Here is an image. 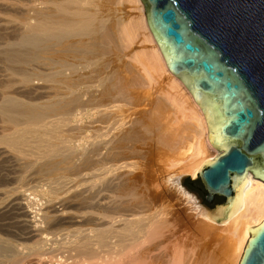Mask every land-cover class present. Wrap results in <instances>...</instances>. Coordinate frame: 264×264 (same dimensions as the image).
<instances>
[{
    "label": "bare ground",
    "instance_id": "bare-ground-1",
    "mask_svg": "<svg viewBox=\"0 0 264 264\" xmlns=\"http://www.w3.org/2000/svg\"><path fill=\"white\" fill-rule=\"evenodd\" d=\"M129 4L126 11L124 6ZM0 10L6 12H0V31L14 36L0 52L6 72L0 79L4 85L0 121L8 132L12 129L8 135L0 134L2 139L7 136L0 143V154L47 159L37 166L38 177L64 178L68 173L96 171L100 165L105 172L92 187L111 186L116 199L115 205L91 212L108 223L73 240L69 247L80 260L71 264H121L125 260L146 264L162 259L168 264H219L228 249L221 243L217 251L211 250L216 234L221 242L229 241L232 262L239 264L248 230L264 221V183L253 177L244 192L242 210L228 224L217 226L197 215L202 221L194 230L211 237L207 244L198 242L186 253L178 247L164 258L155 253L189 224L179 207L159 206L152 211L158 201L178 197L165 184H158L159 165L173 154L179 159H170L169 168L175 171L163 177L165 183L175 174L195 178L204 163L217 156L209 151H217L209 142L203 112L169 72L141 0H0ZM136 66L143 73L142 80ZM163 76H169L170 91L159 94L156 86ZM85 118L93 121L79 124ZM90 132L100 140L94 142ZM57 196L54 200L63 196L75 205L86 198L70 189ZM19 197L15 202L19 217L32 224L23 195ZM128 210L149 213L140 212L134 219L114 217ZM58 218L78 223V215H67L54 206L41 216L47 222ZM42 230L33 228L32 236L39 249L46 251Z\"/></svg>",
    "mask_w": 264,
    "mask_h": 264
},
{
    "label": "water",
    "instance_id": "water-1",
    "mask_svg": "<svg viewBox=\"0 0 264 264\" xmlns=\"http://www.w3.org/2000/svg\"><path fill=\"white\" fill-rule=\"evenodd\" d=\"M169 72L203 112L218 155L197 181L168 187L217 226L243 208L249 179L264 183V0H141ZM239 264H264V221L248 230Z\"/></svg>",
    "mask_w": 264,
    "mask_h": 264
},
{
    "label": "rangeland",
    "instance_id": "rangeland-1",
    "mask_svg": "<svg viewBox=\"0 0 264 264\" xmlns=\"http://www.w3.org/2000/svg\"><path fill=\"white\" fill-rule=\"evenodd\" d=\"M124 8L126 11H128L130 9V4L125 5ZM125 10L123 9V11ZM0 12L6 13L2 10H0ZM11 13H15V12H11ZM7 15L8 14H6L5 16L4 14V17H7ZM3 31L4 30L0 31L1 32L0 52L4 48H7L6 47L7 39L10 38L11 40H14L13 35L11 34L8 35L6 32L4 34ZM147 46L149 47L150 45L148 44ZM136 68H137L138 76L140 77V80H142L143 73L139 66H136ZM5 73L6 72L4 68L3 59L1 58V53H0V79H2L1 75ZM160 82L162 83L156 86V90L157 92H159V94H161L162 92L165 93L167 91H170L168 87L169 76H165V77L163 76V78L160 79ZM3 86H4L3 82L0 80L1 90L4 89ZM88 120L85 118L82 121H80L79 124L87 125L89 121H93V119L89 121ZM82 122L85 124H83ZM2 125L3 123L0 121V134L5 133L4 135H8L12 131V129L10 128L11 130L10 132H8L7 130L8 127L3 125L4 127L3 128ZM90 133L89 134L91 136L94 135L93 132ZM95 136L96 135H94L92 138L94 142L100 140V139H96L97 137ZM6 137L4 138L3 136V139L7 140ZM0 138H1L0 143H4L6 141L2 139V135L0 136ZM101 142L102 141H100V143ZM77 145L79 146L80 142H77ZM209 152L210 154H214L215 156L218 155V151L216 152V154H215V150H210ZM36 159H37L36 155H33L31 157L30 156L19 157L17 154L16 155L0 154V264H27V263H32L31 261H33V264H45L46 262L50 264L75 263L76 261L80 260V257H77L76 253L72 250V247H69L72 246L71 243L77 239L82 238L89 232L93 233V230L100 228L106 225V223H108V221L103 220L99 215H95V214L91 215L92 214L91 212L100 211L103 208L113 204L115 205L116 203V199H114V194L110 192V189L112 190L111 186L100 184L97 185L96 187H92L93 184L99 183V178L102 176L103 172H105V168L104 167L102 168V166L98 165L94 168L96 171H94L93 169H88L79 173L78 175L77 174L73 175V173H71L72 174L71 175L70 173H68L64 178H60L61 177L60 174L59 177H56L57 175L38 177L36 174L37 169L47 159L46 160L44 159L42 162L41 160H36ZM170 159L177 160L179 159V157H175L173 156V154L171 156L170 154L166 156V158L162 162L163 164L161 163L159 165L160 167L162 165V167L161 168L159 167V171L157 173L158 175L156 174L157 176L156 178L160 177L159 181L161 180L160 182H158V184L161 185L165 184L164 187H168V185H166L167 183H165L164 181L166 180L165 179L166 176L171 172L175 171V169L169 168V165L172 162V160ZM28 166L30 168H28ZM99 167H101L102 169ZM91 170L93 171L92 173ZM186 176H188L191 181H197L198 179V176H196L195 178H193L190 175H186ZM163 177L165 178L163 179ZM74 178L76 179V181L74 180ZM68 181L70 183H68ZM150 186H152L151 189H154L156 185L152 184ZM108 188L109 191H105V189L108 190ZM36 189L37 191L35 194L34 191ZM67 189H70L72 193L79 195L81 194L83 199L86 197L87 201L85 200L86 199L85 198L84 200L82 199L83 200L82 202L85 201L84 203L87 204L85 205L83 203L84 204L83 205L79 203V205H75L78 203L72 204V202H69V200L66 197L61 196V192ZM13 190H17V192H13ZM40 191L45 192L43 196L38 194V192ZM19 194L23 195L22 203L25 205L26 211H28L29 217L27 219L28 221L32 222V224L31 223L27 224L22 222L21 218L19 217L20 212H18V209L15 206L16 199L20 198ZM57 195H60L61 197L59 199L54 200L56 197H59ZM81 205L82 207H80ZM50 206H54L59 210H63L65 213H67V215L68 214L78 215V223L73 225L69 223L68 220L61 218H58L50 222L43 221L41 219V216L44 215L46 209ZM159 206H167L170 210H175L177 209V207H179L183 212V217L185 221H189V224H184L183 227L179 230V232L175 235V237L172 238L170 242L160 247V249L157 252H155L156 254L164 258V256L166 255L169 254L171 255L174 252V250L178 247L182 248V250L186 253L188 250L193 249L196 243L200 242L201 244H207V242L210 241L211 239L210 236L204 237L197 234V232H195L194 229H196L200 225L199 223L202 220L198 219L199 217L195 213H193L182 202L181 199L175 196L173 197V199L166 198V200L164 201L161 202L158 201L156 205L153 207V210L152 209L151 210L154 211L155 207L159 209L158 208ZM77 211H79V213L81 212L80 213L81 215H79ZM140 212L142 211L128 210V211H123L120 214H115L114 217L117 218L119 215L121 219L123 218L129 219L131 217H132L131 219H134L135 217L140 216L142 213H149V212H142V213ZM117 219L120 220V218ZM38 227H41L43 229L41 232V238L47 242L46 251L45 250L41 251L39 249V246L36 245L37 238L32 236L33 228H38ZM217 233L218 235L220 234L219 231ZM80 235H82V237L79 238ZM213 238H215L216 241L213 242L211 245L212 251H217L218 246L221 243L226 244L228 249L226 252L223 253L221 258H219L220 261L218 263L233 264L232 262L233 247L229 243V241L224 242L222 240L221 242L217 234L215 235V237L213 236ZM68 247H69L68 249L69 251L66 250ZM105 250L106 249L102 250L103 253H105ZM39 259L43 260L44 263H41V261L39 262ZM131 263L132 262L128 260L121 262V264H131ZM146 264H168V263L167 261L165 262V259H162L155 263L153 262L150 263L147 261ZM187 264H199V263L190 262Z\"/></svg>",
    "mask_w": 264,
    "mask_h": 264
}]
</instances>
